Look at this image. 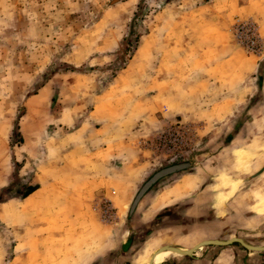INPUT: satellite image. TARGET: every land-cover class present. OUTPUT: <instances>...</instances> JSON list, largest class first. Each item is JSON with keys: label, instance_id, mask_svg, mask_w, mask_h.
Returning a JSON list of instances; mask_svg holds the SVG:
<instances>
[{"label": "rangeland", "instance_id": "1", "mask_svg": "<svg viewBox=\"0 0 264 264\" xmlns=\"http://www.w3.org/2000/svg\"><path fill=\"white\" fill-rule=\"evenodd\" d=\"M257 3L264 16V0ZM195 8L218 21L203 22L201 47L187 57L191 67L172 71L169 62L155 70L170 59L160 52L162 25L197 16ZM247 16L237 0H0V193L13 185L2 199L20 200L37 168L48 174L41 166L85 138L101 142L110 132L102 156H117L121 166L99 183L106 195L82 185L69 196L68 184L56 182V199L44 203L55 209L32 212L49 225L40 237L63 235L40 243L36 233L26 258L25 243L15 249L18 237L4 223L5 213L19 220L23 206L1 203L0 264H74L98 250L100 239L108 250L96 264H157L164 235L171 241L160 246L187 241L194 230L212 236L207 240L264 247V173L261 182L249 179L264 167V25ZM235 19L256 24L260 53L236 43ZM163 73L161 86L170 83L180 95L157 99L164 116H149L148 84ZM179 96L181 116L170 102ZM172 166L183 167L156 181L130 213L143 186ZM171 254L163 264L209 255L224 258L218 264H264V252L238 243L203 247L199 257Z\"/></svg>", "mask_w": 264, "mask_h": 264}, {"label": "crops", "instance_id": "2", "mask_svg": "<svg viewBox=\"0 0 264 264\" xmlns=\"http://www.w3.org/2000/svg\"><path fill=\"white\" fill-rule=\"evenodd\" d=\"M257 1L259 0H237V5L240 10L245 12L248 16L251 17L253 20H256L259 24L264 25V16L262 14V10H260V5L258 6ZM202 8V7H201ZM201 8H195L193 9L190 13H195L197 16H192L190 14H187L183 17L184 21L181 19H178L177 21L173 20L172 22L170 21H165L164 29H166L163 32L162 36V44L165 49H160V52L163 54L167 53L170 59H167L165 57L166 62L161 63L160 66H157L155 69V66L153 67L155 70H160V68L163 67V65L168 64L171 62V70H179L184 68L185 69L191 67L193 61H189L187 64V57L189 53L191 52V47L196 48L197 50L200 49L201 46L200 40L203 36V22H217L218 20L216 18H211L207 17L205 18L203 15H199ZM230 9V8H229ZM250 15V16H249ZM194 19V20H193ZM178 24V27L174 29L173 34L168 28H174L176 27L175 24ZM260 26V25H259ZM159 27V26H158ZM170 28V29H171ZM175 30H181V33L177 35L175 34ZM191 30V31H189ZM194 30V31H193ZM196 30V31H195ZM189 31V32H187ZM172 34V35H171ZM171 35V36H170ZM150 37V36H149ZM170 39V40H169ZM162 65V67H161ZM163 72V71H162ZM163 77V78H162ZM162 78V79H161ZM157 84L151 82V84H148V92H147V97H146V102L148 106V114L149 116L153 115L156 116L158 113L161 116H164L163 112L159 109L158 103H156V100L161 98L166 99V97H170L172 95V99L180 94H178V88L175 86H170L169 84H166V87H162L161 84L165 82L166 80V74L163 73L161 77L157 78ZM153 83V84H152ZM228 93H230V90H227ZM230 98V97H229ZM170 98V101L173 106L175 113H178L180 116L182 115V102L183 101H178L179 99L172 100ZM228 102H230L228 99H226ZM144 105L145 104H141ZM153 105V107H152ZM166 107L163 109L165 110ZM151 114V115H150ZM95 121V120H94ZM94 130H98L97 128H94ZM112 134V133H111ZM110 135V132L107 133L106 135H103L102 138H99L101 142H96L93 143L89 138H85V141L87 142L82 143V145H74L73 147H70L66 152L63 153V155L59 156V160L53 161L51 164H44L41 166L42 168H48L49 171L48 174L43 175L41 172L42 170L39 168L36 169L35 175L33 177V185H38V188L33 191L31 194H29L26 198L24 199H16L12 200L10 199L9 201L5 202L4 205H8L9 203L15 202L19 206H23L20 212L19 220L17 219L16 216H12L10 213H5L4 214V219H5V225L10 227L16 238V244H15V249L20 246L22 243H25L24 246V252L25 253V258L26 255L29 254V247L31 246V242L34 240V235L37 234V241H40V243H43L45 239L48 238H56L60 239V237L63 235L62 233H50L48 236H39L40 235V230H45L47 226H49L47 223H44L36 217V213L32 212L34 207H41L42 208V215L45 214L46 210H52L55 209V207L52 206V203L46 205L44 204L47 200L51 202L54 199H56L57 196V191L54 188V184L56 182H65L67 185V192L66 195L72 196L74 194V188H80L82 185H86V188L89 189L92 193L93 196H97L99 194L98 192L101 193V195H106V189L104 187L99 186L100 182L107 181L108 178L110 177V173H115L116 171L114 170H120V162L118 160H114L118 158L117 156H112L111 154H108L105 158L102 156L103 151L107 150L106 146L107 143L105 144V137L108 138ZM90 142H88L89 140ZM102 144L104 146H99L98 144ZM101 155V156H100ZM81 156L83 159L77 160V164L74 166L72 162L74 161V158ZM58 175H56V173ZM263 173H264V167L259 168V170L251 175L249 177L250 182L252 183H257L261 182L263 180ZM86 190H81V193H87ZM37 193V197L34 198V201L31 202L30 198L32 195ZM69 193V194H68ZM67 198V197H66ZM51 199V200H50ZM59 199V198H58ZM164 201V200H163ZM169 201V200H168ZM168 201H164L163 205H166ZM50 206V207H49ZM170 206L162 207L159 208L157 211L164 210ZM37 208V209H38ZM72 208V207H70ZM156 211V212H157ZM74 214H77V208H73ZM37 231V232H35ZM39 231V232H38ZM207 235L203 231L199 230H194V232L188 237L187 241H180V243H174V244H166V245H175L178 246L181 249L184 250H189L200 244L201 242L207 241V239H210V235H207L208 238H205L204 236ZM194 236V237H193ZM189 238L191 239L190 241ZM18 240V241H17ZM171 241V239L168 236H163L159 244L157 245V249L161 248L162 242H167ZM177 241V240H175ZM124 242L122 241L120 245H122ZM99 249L96 250L95 252H92L91 254H88L87 256L81 258L78 262H75L74 264H96L100 258L103 257L104 254H106L108 248H107V240H99ZM42 244H40L41 246ZM58 247H61L60 245H57ZM38 249L40 248L37 246ZM202 250V249H201ZM198 250L197 252L201 251ZM197 252L193 253L194 256L197 254ZM173 254L175 252H172ZM192 254V255H193ZM180 255L181 254H177ZM212 255V254H211ZM172 256V254H171ZM210 256V255H209ZM209 256L206 257H201L200 260H196L194 264H218V262L224 261V258L218 257V258H213V260L208 259ZM170 256H168L169 258ZM174 258L176 257L173 256ZM171 259V258H170ZM232 262H234V258H231ZM122 261V260H121ZM68 264H71L72 261H67ZM123 264V262H121ZM97 264H102L101 262ZM157 264H163L160 263V261L157 262Z\"/></svg>", "mask_w": 264, "mask_h": 264}, {"label": "built area", "instance_id": "3", "mask_svg": "<svg viewBox=\"0 0 264 264\" xmlns=\"http://www.w3.org/2000/svg\"><path fill=\"white\" fill-rule=\"evenodd\" d=\"M232 32L236 43L250 54L261 52L263 41L258 33L256 24L251 20L235 19L232 24ZM100 215L107 211L97 204Z\"/></svg>", "mask_w": 264, "mask_h": 264}, {"label": "water", "instance_id": "4", "mask_svg": "<svg viewBox=\"0 0 264 264\" xmlns=\"http://www.w3.org/2000/svg\"><path fill=\"white\" fill-rule=\"evenodd\" d=\"M183 166H172L170 168L164 169L159 171L158 173H156L144 186L143 188L139 191V193L137 194L135 200L132 203L131 206V210L130 213L133 212V210L136 208L140 198L142 196H144V194L149 190V188L156 182L158 181L160 178L165 177L167 175L170 174H174L175 172H177L179 169H181ZM232 243H238L240 244L243 248H245L246 250H259L257 252H264V247H253L251 245H248L247 243H245V241L241 240V239H235V240H226V241H220V240H212V241H204L203 245L204 247L207 246H229ZM190 251V250H189ZM195 252V251H194ZM193 252V253H194ZM184 256H188L190 257L191 255H184Z\"/></svg>", "mask_w": 264, "mask_h": 264}, {"label": "bare ground", "instance_id": "5", "mask_svg": "<svg viewBox=\"0 0 264 264\" xmlns=\"http://www.w3.org/2000/svg\"><path fill=\"white\" fill-rule=\"evenodd\" d=\"M164 197H162L161 200H163ZM238 239V238H237ZM235 240V239H234ZM242 240V239H241ZM207 241H212V240H207ZM244 241V240H243ZM246 243V242H245ZM204 245H203V242H201L200 244H198L197 246H195L194 248L192 249H189V250H184V249H181L179 248L178 246H175V245H165V246H162L161 248H159V250L157 251V254H158V257L160 256V263H163L167 258L168 256L172 253V252H178L179 254H181L182 256L184 255H191L193 254V252H197L198 250H201L203 249ZM255 247V246H253ZM252 252H257L259 250H251ZM194 252V253H195ZM198 255H196V257H199L200 254L199 252L197 253ZM146 264V263H145Z\"/></svg>", "mask_w": 264, "mask_h": 264}, {"label": "trees", "instance_id": "6", "mask_svg": "<svg viewBox=\"0 0 264 264\" xmlns=\"http://www.w3.org/2000/svg\"><path fill=\"white\" fill-rule=\"evenodd\" d=\"M16 136H19V129H18V127L15 128V132L13 133V135H12L11 138L14 139V137H16ZM11 144H12V146H14L15 144H17V145H21V144H22V138L20 137L16 142L12 141ZM15 166H16V168L21 167L20 164H15ZM166 169H167V168H166ZM160 171H161V170H160ZM11 187H13V185H10L9 187L4 188V189L1 191V193H0V204L3 203V202H5V199H2V195L9 193L10 190H11ZM37 188H38V185L28 186V188H26L25 193L22 194V195H19L18 197H20L21 199H24V198H26L29 194H31L33 191H35ZM18 197H17V198H18ZM8 200H10V199H8Z\"/></svg>", "mask_w": 264, "mask_h": 264}]
</instances>
